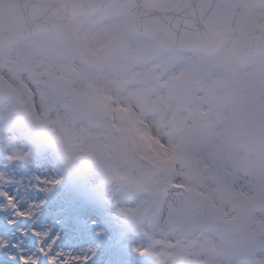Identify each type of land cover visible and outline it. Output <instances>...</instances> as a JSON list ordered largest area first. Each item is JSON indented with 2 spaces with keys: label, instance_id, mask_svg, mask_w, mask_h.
<instances>
[{
  "label": "rangeland",
  "instance_id": "1",
  "mask_svg": "<svg viewBox=\"0 0 264 264\" xmlns=\"http://www.w3.org/2000/svg\"><path fill=\"white\" fill-rule=\"evenodd\" d=\"M178 1L158 3L169 8ZM232 3L228 43L215 54L162 51L140 38L118 7L73 20V50L39 34L0 53V161H10L7 175L58 182L51 209L62 198L95 220L100 240H118L124 264H264V209L254 203L264 192V56L236 58L229 48L240 25L264 29V0ZM133 59L144 65L131 67ZM130 71L137 73L128 79ZM85 77L104 104L102 125L114 137L129 132L139 153L159 167L146 188L111 170L98 101L70 86ZM204 92L209 111L227 116L231 144L207 161L206 146L187 131L205 108L197 102ZM191 159L209 171L206 179L191 176ZM240 160L250 186L243 191L230 176L234 163L242 176ZM238 217L246 224L232 223ZM96 243L86 240L73 251L83 255Z\"/></svg>",
  "mask_w": 264,
  "mask_h": 264
},
{
  "label": "snow or ice",
  "instance_id": "2",
  "mask_svg": "<svg viewBox=\"0 0 264 264\" xmlns=\"http://www.w3.org/2000/svg\"><path fill=\"white\" fill-rule=\"evenodd\" d=\"M9 164L0 161V264H124L118 240H100L104 233L95 220L62 198L51 209L58 182L9 176ZM92 239L97 243L81 249L83 255L74 253L75 245Z\"/></svg>",
  "mask_w": 264,
  "mask_h": 264
},
{
  "label": "water",
  "instance_id": "3",
  "mask_svg": "<svg viewBox=\"0 0 264 264\" xmlns=\"http://www.w3.org/2000/svg\"><path fill=\"white\" fill-rule=\"evenodd\" d=\"M85 1L86 0H64L63 2L65 4V8L61 10L57 15H54L52 17L50 16V18H47L42 24V27L33 30H27L26 32H20L17 35H14L4 40L0 44V51L15 42L16 40L20 39L24 35L26 36L42 31L54 32L58 39H60L65 46L69 48L73 47L75 45V38L69 26V20L74 17L87 14L81 13V11H74L78 4H82ZM182 1L183 4L181 3L182 5H180L179 7L184 12H188V9L190 8L189 6H191V4L195 5L197 3L196 0ZM228 4L232 7L230 0H228ZM114 5L127 4L118 2L117 0H112L110 4L107 5V7ZM127 7L131 13L130 7L128 5ZM152 7V10L154 9L153 11H160L156 8L154 2ZM241 32L243 35L242 40L236 41L232 48L236 54L246 56L251 53L264 51V33L260 29L247 24L242 27ZM176 37H178V35H175L173 38ZM168 38L166 37V39ZM186 38L189 43L201 39L198 37L196 26H192L190 28ZM167 41L168 40H166V42ZM83 82L84 81L79 80L73 84V87L82 89L84 88L89 90V87L84 85ZM110 148L114 154L111 160V167L120 175L121 178L126 179L127 181L137 185L138 187H144L149 182V180L158 172L157 168L152 163L142 158L138 154L129 134L122 132L120 134L119 140L111 139ZM190 166L192 167L191 173L194 176H197L199 178H204L206 176V171L200 169L196 165V163L191 162ZM260 204L264 206V199L260 201Z\"/></svg>",
  "mask_w": 264,
  "mask_h": 264
},
{
  "label": "bare ground",
  "instance_id": "4",
  "mask_svg": "<svg viewBox=\"0 0 264 264\" xmlns=\"http://www.w3.org/2000/svg\"><path fill=\"white\" fill-rule=\"evenodd\" d=\"M264 9V6L261 7ZM264 16V12L262 13ZM118 53H123L122 51L118 52ZM128 54H130V52L128 51ZM118 58H122V55L119 54L117 56ZM132 59V58H130ZM138 64H142L144 65V62H137L135 59H133L131 61V67H137ZM115 66H119L116 65ZM139 67V66H138ZM175 71V70H174ZM137 73L134 71H130L127 74L128 79L129 78H133L134 74ZM176 73V72H174ZM135 77V76H134ZM182 95V92H178L177 96L180 97ZM205 92L202 95L197 96L198 99V103L199 106H205L204 109H202L201 111L199 109L196 110L195 114L197 116H200L199 119H197L196 121H194L193 123H191L190 125H188V129L187 131H192L194 132L195 136H196V140L198 144H202L204 146H206V150L207 152L202 156L203 161H207L208 159H212L214 160L215 158L218 157L219 154H221L222 152L227 151L228 149H230L231 144H230V139L226 136H224V128L227 126L226 124L223 125V122L226 120L227 116L223 115L221 117H219L217 115V110H210L209 108H207L206 103L208 98L204 97ZM54 120V118H53ZM55 121V120H54ZM64 123L65 120L64 118H60L59 120V126L60 128H64ZM58 126V125H56ZM58 129V128H57ZM215 139L214 142L209 141V139ZM260 146V145H259ZM242 151V161L243 162H247V161H251V158H247L245 156H247L246 152L248 151L246 148H241ZM229 157H231V154L228 155ZM241 162V160L239 161ZM248 163V162H247ZM236 168V163H234L233 168L231 169V178L234 179L236 182H238V186H240V190H247V188L249 189V181L246 179V175L244 176V173H246L245 171L248 170V167L245 166L242 162H241V171H242V176L237 174L235 170ZM177 188V187H174ZM210 188V187H209ZM258 196V195H257ZM161 221V219H159V222ZM242 221V220H241ZM259 249V250H263ZM223 254V253H222ZM221 255V254H220Z\"/></svg>",
  "mask_w": 264,
  "mask_h": 264
}]
</instances>
